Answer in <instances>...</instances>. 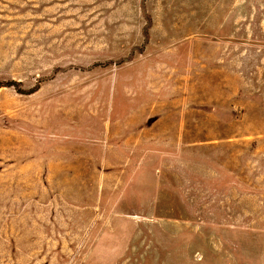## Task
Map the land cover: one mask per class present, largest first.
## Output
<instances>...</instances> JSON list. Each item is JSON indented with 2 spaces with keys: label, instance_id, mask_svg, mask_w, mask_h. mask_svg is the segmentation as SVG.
I'll return each instance as SVG.
<instances>
[{
  "label": "rangeland",
  "instance_id": "374dc122",
  "mask_svg": "<svg viewBox=\"0 0 264 264\" xmlns=\"http://www.w3.org/2000/svg\"><path fill=\"white\" fill-rule=\"evenodd\" d=\"M260 182L264 0H0V264H191Z\"/></svg>",
  "mask_w": 264,
  "mask_h": 264
},
{
  "label": "crops",
  "instance_id": "0c3cea01",
  "mask_svg": "<svg viewBox=\"0 0 264 264\" xmlns=\"http://www.w3.org/2000/svg\"><path fill=\"white\" fill-rule=\"evenodd\" d=\"M240 186H235L237 192H240ZM230 189L223 188L218 203L221 204L222 215L206 218L205 249H196L200 258L196 257L191 264H264V186L261 182L254 186L257 205L252 221L229 214L227 206L231 200L225 194ZM237 200L239 202L240 198ZM209 204L208 201L207 206Z\"/></svg>",
  "mask_w": 264,
  "mask_h": 264
}]
</instances>
